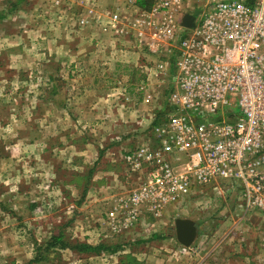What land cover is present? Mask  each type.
I'll list each match as a JSON object with an SVG mask.
<instances>
[{
	"label": "rangeland",
	"instance_id": "1",
	"mask_svg": "<svg viewBox=\"0 0 264 264\" xmlns=\"http://www.w3.org/2000/svg\"><path fill=\"white\" fill-rule=\"evenodd\" d=\"M95 4L99 9L110 7L101 0H96ZM83 7L82 4H75L73 0H0V13H5L0 22V264H117V255L120 258L131 256L137 264H264V243L261 240L264 226L255 213H244L237 208V192L232 193V190L223 192V197L209 192L204 196H194L186 202L189 207H193L189 218L195 220L197 233V241L195 242V236L189 246L192 250L188 253L176 240L175 217L170 216L166 210L156 222L149 214L144 215L135 231L127 236L107 234L106 228L101 224L102 216L112 206L111 199L118 193H124L130 184V180L124 176L122 165L108 159L112 156L109 155L110 150L117 153L123 145H126V149L136 146L142 137L140 140L134 137L137 134L139 137L143 135L139 130L149 125L153 115L157 117L160 114L152 103H144L142 96L135 91L143 79L141 66L145 54L134 49L129 39L116 38L106 33L107 39L99 40L101 43L109 41L107 44L111 47H107L111 50L108 53L111 52L115 55V60L121 61L114 62L108 58L109 55L106 56L109 66H103V72L96 74L102 79L92 83L99 86V93L120 90L124 95L109 97L106 104L110 113L107 112L106 119L103 112L96 114L98 125H101V119L105 122L103 128L94 127L96 130L92 131L91 136L97 139L88 145L93 147V152L98 153L96 162L93 161V152L89 150L92 161L87 164V171L81 168V174L71 175L75 171L66 165L62 167L66 168L64 170L56 168L58 165L54 155L50 154L45 161L49 168L53 166L55 170L57 179L52 181L54 175L50 172L41 176V166L37 158L27 160V155L30 157L32 152L27 153V148L19 142L16 143L17 137H13L27 135L24 125L21 124V106L25 101H30L29 105H33L38 99L39 90L45 94L48 92L50 99L51 87L57 85L66 92L63 84L66 81L50 83L42 75V67L45 66V70L50 73L58 69L54 51L48 49V41H87L86 32L77 33L70 27L76 13ZM122 10H125L128 18L133 16V8L130 6L124 5ZM22 40L28 43L27 48L19 46ZM114 43L121 49H114ZM56 51H61V48ZM104 51L106 50H99L97 57H104ZM25 58L30 61L27 65L19 63L22 59L26 60ZM21 65L25 66L22 75L18 70ZM25 76L29 86L23 84ZM81 84L84 87L91 86L89 81H82ZM160 84L162 88L167 86L164 81ZM63 97V93L56 96L61 102H64ZM112 99H115L113 104L124 105V112H121L126 123L121 129L112 128L110 125L115 116L113 106H110ZM234 101L232 105L235 104ZM66 119L69 121L68 116ZM91 119L85 114L80 118L79 124L85 126L82 122L89 123ZM107 126L112 129L105 130ZM81 130H77L81 138H84L85 133L89 139L90 131L87 128ZM102 133L107 134L106 137ZM101 138H105L104 141ZM83 142L87 145L86 141ZM83 142L76 143L77 148H84ZM61 143H49L46 146L57 151ZM37 146L34 147L35 150H38ZM83 172H87L89 176ZM74 180L84 187H94L99 196L98 201L90 198L85 202L83 196L77 194L74 188L69 190V184ZM38 183L41 186L37 189ZM35 198L38 199V206L31 210L29 206L35 202ZM203 199L206 203L204 207L201 204ZM86 206L89 208L85 209ZM179 216L187 218L188 214L180 213ZM58 234L63 235L71 244L79 242L95 246L100 243L118 246V254H93L94 257L87 261L85 259L88 258H80L69 250L47 249L45 244L49 238Z\"/></svg>",
	"mask_w": 264,
	"mask_h": 264
},
{
	"label": "built area",
	"instance_id": "2",
	"mask_svg": "<svg viewBox=\"0 0 264 264\" xmlns=\"http://www.w3.org/2000/svg\"><path fill=\"white\" fill-rule=\"evenodd\" d=\"M73 1L84 7L71 29L129 39L145 54L135 91L161 114L119 154L130 184L104 213L107 234L127 236L144 215L156 222L194 196L231 190L264 226V0H153L149 11L136 0Z\"/></svg>",
	"mask_w": 264,
	"mask_h": 264
},
{
	"label": "crops",
	"instance_id": "3",
	"mask_svg": "<svg viewBox=\"0 0 264 264\" xmlns=\"http://www.w3.org/2000/svg\"><path fill=\"white\" fill-rule=\"evenodd\" d=\"M104 39H107V36L103 35L102 33L97 32V33L88 34L87 37L85 38V40L87 41L83 43H79L72 39L69 41H64V40H59L57 42L53 41V43L48 41L49 47L48 45L47 47L48 49H53L54 51L53 55H55L54 60L58 63V69L54 71V73H50L45 70L46 68L45 66L43 67L41 66L42 71H43L42 75L50 83L51 81H54V82H57L59 80L66 81L63 83L66 86V92H63V90L58 88L57 85L54 87H51L52 91H50L51 92L50 93L51 99H50L47 95L48 92L45 94V92L42 93V91L39 90L38 99L34 101L33 105L31 104L29 105L30 101L29 102L25 101L23 102L21 106V114H22L21 124L24 125L25 129L24 128L23 129L26 131L27 135L25 137H23V135L13 136L14 139L17 137L15 142L16 143L19 142L20 145L25 146V148H27V151H28L27 153L32 152L30 154V157L29 155H27L28 161L29 160L32 161L33 159H36V158L38 159L39 166H41V170H40L41 176H43L44 173L47 174L48 172H50L51 175H54L51 178L52 181H55L57 179V176L55 175V172H54L55 170L53 166L49 168L47 166V162L45 161L47 160V157L50 156V154L54 155V159L58 165L56 166V168L57 167L62 168V167H65L66 165L70 168V170L75 171L71 175L81 174V171H80L81 168L83 170L86 169L87 171V168H86L87 164L89 162L91 163L92 161V157H91L92 154L89 153V150L93 152L92 150L93 147H90L88 145L90 144V142H95L96 141L95 139H97V138H93V135L91 136V133H93L92 131L96 130V128L94 127L100 126L101 128H103V125L105 124V122L101 119L102 118L101 117L100 118L101 120H99L101 121L100 122L101 125H98L99 122H98L96 114L99 113V111H101L103 112V115L105 114V119H106L107 112L110 113L108 105L106 104L109 101L108 100L109 97L113 98L114 95H118V96L124 95V92H121L120 90H115L114 93H110V91H107L106 93L104 92L101 93L100 91L99 93L98 92L99 86L92 83V82H98L100 81V79H102V77L99 78V76H96V74H98V72H103V70L105 69V68H102L103 66H106V67L109 66V63L106 62L108 58L114 62L121 61L118 59L115 60L113 57L115 55H112L111 52L108 53V50H111L110 48H108V47H111L110 44H107V42L109 41H104L102 43L99 42V40H104ZM19 46L21 48H23L24 46L25 48H27L28 43L22 40V43L19 44ZM112 47L114 49H121V47L120 46L117 47V44L115 43L112 44ZM58 48H61V51L59 52L56 51L58 50ZM99 50H106L104 51L106 53L104 57H101V58L97 57V53ZM106 56L108 57L107 59H106ZM25 59L26 60L22 59V61H20L19 63L21 64L25 63V65H27V63H29L30 61L28 60V58H25ZM61 66H64L63 70L61 69ZM18 70L19 72H21L20 75H22L23 72H25V66L21 65ZM24 81H26L27 84ZM82 81H89L90 83L89 85L91 86L84 87V85L81 84ZM28 83L29 82H27V76H25V79L23 80V84L28 85ZM49 86H51V84ZM61 93L64 94L63 98H65V100L62 98V101L64 102H61L60 100H58V98H56V96ZM24 96H27V95L24 94ZM52 98L54 99L52 100ZM114 101L115 99L114 100L112 99L111 100L112 105H110V106H113L112 109H114L115 111V114H114L115 116H113L114 121L112 122L109 120L108 121L111 122L110 125L112 126V128L115 127L116 129H121L126 123L122 115V113L124 112V108H123L124 105H119L116 103L113 104ZM85 114H88L89 119L91 118L92 119L89 120V123L82 122L85 124L84 126L79 123H80V118H82ZM67 116H68L69 121H67L66 119ZM154 116L155 115H153V118ZM109 122H106V124H108ZM86 128L87 130L90 131L89 139L86 137L85 133H84V138H85L84 139V138H81L80 132H77L78 129L85 130ZM110 128L107 126L105 127V130L106 129L108 130ZM46 134H48L49 136L47 137ZM105 135L107 134L102 133L103 137H106ZM98 139H100V137ZM101 139L102 141H104L105 138H101ZM52 141L54 142L52 143ZM60 141H62V143ZM83 141H86L87 145H85V142ZM56 142L58 144L61 143L60 149L56 151L54 150L53 147L48 146L47 148L46 145H49V143L51 145H54ZM82 142L85 145V146L83 145L84 148H77L76 143H82ZM36 145H38L37 146L38 150H35ZM33 148H34V153L32 151ZM123 148H126V145H123V147L119 148L117 153L114 152L115 150L114 151L110 150L111 154L109 153V155H112V156L110 157L106 156V157H108V159L112 161L117 162L119 159V154L121 151H123ZM35 153L37 154L34 155ZM93 155L95 156V159L93 161L96 162L97 160L96 156L98 157V153L93 152ZM61 156H64V158H62ZM62 169L64 170L66 168H62ZM122 170L125 176V171L124 169ZM83 173H85L86 176H89L87 172H83ZM136 182L138 181L136 180ZM77 183L78 182H76L75 180L74 182L70 183L69 190H72L74 188V191H76L77 194H81V196H83L85 202L90 198H96V201H98L97 197L99 196H98V193H96V190H94V187H92L91 185H85L84 187L81 184L79 185V183L78 184ZM60 185L65 186L62 184ZM40 186L41 184L37 185V189ZM61 191L63 192V190ZM37 193L39 195V192ZM71 194H72V191H71ZM34 201L35 202H32L31 205L29 206L31 210H33L32 208H36V205L38 206V202H37L38 199L35 198ZM87 208L89 207L86 206L85 209ZM192 210H193V207H189V205H187V203L185 202L184 204H182L180 208L168 209L166 211L169 212V214H171L170 216L173 215L175 217V218L173 217L175 220L177 219L190 220L194 223L196 227L195 220L191 219V217L189 218L190 216L189 214H192ZM180 213L181 215L188 214V217L183 218L179 216ZM136 236H138V234ZM195 236H196V239L195 238L194 239L196 242L197 233ZM226 238H227V235H226ZM221 241H222V237L220 238V242ZM92 245L89 244V246H92ZM93 246H95V244ZM172 249H173V246H171L170 250ZM68 250L72 254L77 255L80 258L82 257L88 258V259H85L87 261L90 260L92 257H94L92 256L93 254L77 253L74 250L65 249V251H68ZM203 257L205 258L206 254H204ZM203 257L201 259H204ZM123 258L124 256L120 258L117 255V264H120ZM8 264H14V262H9ZM103 264H109V263L104 262Z\"/></svg>",
	"mask_w": 264,
	"mask_h": 264
},
{
	"label": "trees",
	"instance_id": "4",
	"mask_svg": "<svg viewBox=\"0 0 264 264\" xmlns=\"http://www.w3.org/2000/svg\"><path fill=\"white\" fill-rule=\"evenodd\" d=\"M153 0H136L135 5L138 9L142 11H149L153 6ZM7 13V12H6ZM5 13H0V22L4 19ZM47 249H54V250H65L70 249L74 250L77 253H84V254H96L99 255L102 252H109V253H116L119 249L118 246H108L106 244H98L97 246H89L83 243H74L71 244L64 239V236L58 234L56 236H51L49 241L45 244ZM120 264H137V262L131 256H125L123 260H121Z\"/></svg>",
	"mask_w": 264,
	"mask_h": 264
},
{
	"label": "water",
	"instance_id": "5",
	"mask_svg": "<svg viewBox=\"0 0 264 264\" xmlns=\"http://www.w3.org/2000/svg\"><path fill=\"white\" fill-rule=\"evenodd\" d=\"M182 25L185 28H192L194 25V18L186 15L182 18ZM175 236L177 242L183 247H189L194 241L196 235V227L190 220L177 219L174 222Z\"/></svg>",
	"mask_w": 264,
	"mask_h": 264
}]
</instances>
